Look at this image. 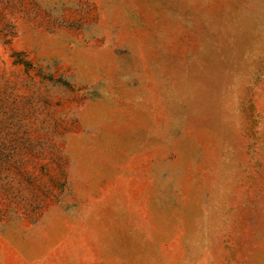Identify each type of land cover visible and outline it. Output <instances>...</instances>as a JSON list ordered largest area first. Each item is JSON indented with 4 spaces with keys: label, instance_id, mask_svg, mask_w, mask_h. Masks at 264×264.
Wrapping results in <instances>:
<instances>
[{
    "label": "rangeland",
    "instance_id": "374dc122",
    "mask_svg": "<svg viewBox=\"0 0 264 264\" xmlns=\"http://www.w3.org/2000/svg\"><path fill=\"white\" fill-rule=\"evenodd\" d=\"M0 264H264V0H0Z\"/></svg>",
    "mask_w": 264,
    "mask_h": 264
}]
</instances>
